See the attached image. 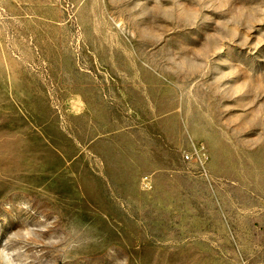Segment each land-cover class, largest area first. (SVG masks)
<instances>
[{"label":"rangeland","instance_id":"obj_1","mask_svg":"<svg viewBox=\"0 0 264 264\" xmlns=\"http://www.w3.org/2000/svg\"><path fill=\"white\" fill-rule=\"evenodd\" d=\"M0 264H264V0H0Z\"/></svg>","mask_w":264,"mask_h":264}]
</instances>
